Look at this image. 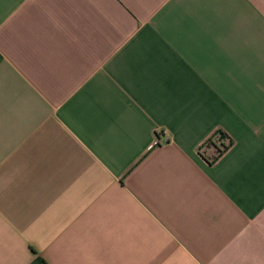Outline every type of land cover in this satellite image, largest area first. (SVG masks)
Here are the masks:
<instances>
[{"label": "crops", "instance_id": "crops-1", "mask_svg": "<svg viewBox=\"0 0 264 264\" xmlns=\"http://www.w3.org/2000/svg\"><path fill=\"white\" fill-rule=\"evenodd\" d=\"M0 264H264V0H0Z\"/></svg>", "mask_w": 264, "mask_h": 264}, {"label": "trees", "instance_id": "trees-1", "mask_svg": "<svg viewBox=\"0 0 264 264\" xmlns=\"http://www.w3.org/2000/svg\"><path fill=\"white\" fill-rule=\"evenodd\" d=\"M217 134H218V137L220 139L224 138V133H222L221 131L217 132ZM208 141L211 142V139H209ZM230 144H231V141L229 140L228 145H230ZM210 145H212V144H210ZM216 148L218 149V153L213 158L210 159L211 161L215 160L227 148V146L222 145V147H221L222 149H220L218 147H216Z\"/></svg>", "mask_w": 264, "mask_h": 264}, {"label": "rangeland", "instance_id": "rangeland-1", "mask_svg": "<svg viewBox=\"0 0 264 264\" xmlns=\"http://www.w3.org/2000/svg\"><path fill=\"white\" fill-rule=\"evenodd\" d=\"M210 144H215V140H211V142L207 141L202 147H201V151L204 152L205 148L207 146H210Z\"/></svg>", "mask_w": 264, "mask_h": 264}]
</instances>
